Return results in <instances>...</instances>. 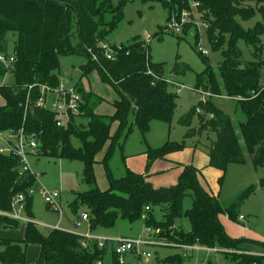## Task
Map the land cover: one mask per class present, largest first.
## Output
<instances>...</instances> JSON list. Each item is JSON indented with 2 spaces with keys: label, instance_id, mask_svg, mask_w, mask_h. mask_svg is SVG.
<instances>
[{
  "label": "trees",
  "instance_id": "trees-1",
  "mask_svg": "<svg viewBox=\"0 0 264 264\" xmlns=\"http://www.w3.org/2000/svg\"><path fill=\"white\" fill-rule=\"evenodd\" d=\"M113 1L0 0V55H6V35L16 34L12 52L14 62L9 67L0 63V78H4L7 73L14 78L13 85H0V97L4 101V105L0 106V130L21 126L29 86L45 84L56 87L59 84L57 73L60 57H84L86 63L80 66L82 78H87L91 72L96 71L102 83L114 88L118 99L112 103L113 115L95 113V106L91 103L93 94L84 92L77 83L74 86L83 102L80 109L87 122L77 124L76 119H72L67 126L57 128L52 114L34 107L33 101L38 92V88H34L29 93L31 103L26 111L25 126L28 131L39 134L42 155L82 164L83 182L90 189L77 195L74 208H86L90 230L111 229L117 219L130 224L142 221L146 214L145 208H158L161 220H156L150 214L142 221L146 228L160 232L156 235L158 240L163 238L183 245L219 247L232 251L225 255H229L234 264H264V257L233 254L242 245L264 248V243L230 237L219 219V215L223 213L230 221L236 222V209L247 199L252 188H248L233 204L223 209L217 196L201 185L198 179L201 172L192 165L183 166L174 186L155 189L148 181L149 169L153 164L183 151L184 142H167L159 148H149L145 152L143 174L127 169L125 177L117 180L109 178L107 190L100 191L95 187L96 157L108 140H111V145L104 155V161L110 154L112 140L116 137L110 135L114 122H119L122 127L127 113L132 110L133 123L144 135L151 121L170 123L176 108V96L165 83L164 65L151 62L148 46L143 40L134 39L126 47L112 46L117 52L113 60L103 57L99 45L105 44L106 36L121 21L123 5L127 0L120 1L116 6ZM142 1L159 2L168 11V19L174 10L179 13L188 4V0ZM193 2L197 4L199 13L203 14L199 20L206 26L208 45L213 51L219 50L222 57L218 64V83L211 66L198 53L205 63V69L196 75L195 90L205 84L203 89L210 98L220 95L222 90L225 97L236 99L237 107L246 117V122L239 125L245 150L253 167L264 166V62L256 58L257 61L243 63L237 46L239 41H243L246 47L254 46L259 42V37L264 35V27L259 23L245 31L238 22L248 21L253 17V13L244 8L245 3H255L258 6L264 5V0ZM260 14L264 21L261 11ZM105 16L110 17L109 22L105 20ZM184 28L187 29V26ZM74 34L77 37L76 44H72ZM89 49L97 56V62H92L87 52ZM148 70L156 78L148 75ZM97 99L99 102L101 98ZM197 109L200 113L199 131L216 134V140L208 150L207 166L222 173L218 179L220 186L228 164H244L245 159L230 118L217 109L210 99L202 101ZM193 113L192 111L183 117L179 124L188 127ZM188 135L190 131L187 132L186 136ZM72 139L79 145L74 146ZM33 185L32 176L18 175L16 158L0 154V211L9 212L12 196L25 193ZM187 193L192 198V205L183 211L182 200ZM25 215L32 218V198H26ZM181 217L189 221L190 230L187 233L179 228L171 229ZM18 223L0 216V227L4 229H16ZM81 240L78 234L55 229L42 234L36 225L27 223L23 240H0V264H25L26 248L31 244L38 245L40 249L35 264H96L98 261L103 264L105 256H109L117 264L115 256L108 253V241L103 249H99L96 243L83 249Z\"/></svg>",
  "mask_w": 264,
  "mask_h": 264
},
{
  "label": "rangeland",
  "instance_id": "rangeland-1",
  "mask_svg": "<svg viewBox=\"0 0 264 264\" xmlns=\"http://www.w3.org/2000/svg\"><path fill=\"white\" fill-rule=\"evenodd\" d=\"M122 0H114L116 6ZM261 6L263 9H261ZM244 8L253 13V17L248 21H239L241 27L248 31L256 23L264 27L262 15H264V5L255 3H245ZM199 8L193 0H188V4L177 13L172 15L180 20L185 18L187 29L179 34L166 31L168 20V11L162 7L159 2L127 0L123 5L122 19L116 28L110 32L105 39V44L113 47H126L134 39L144 40L150 37L148 44L149 56L152 63L164 65V78L175 84L182 86L179 93H175L174 86L168 85L170 91L175 94V110L170 123L161 121H151L147 132L143 135L134 125L133 112L130 110L125 123L121 127L119 122H114L111 126L110 135L116 136L113 139L110 154L104 161V155L108 151L111 140H108L101 152L96 157L94 165V174L98 190L108 189L109 178L121 179L125 177L126 170L129 169L136 173H144L146 164L145 152L149 148L156 149L167 142H184L185 149L179 153L169 155L165 161L156 162L149 169L151 184L153 188H168L177 183L178 176L183 166L192 165L200 170L198 177L201 185L209 192L217 196L221 208L226 209L233 204L239 196L248 188H252L247 199L236 209V215L242 216V221L232 222L223 213L219 219L223 224L225 232L235 239H249L264 243V166L253 167L249 154L246 152L242 137L239 131V125L246 122V117L237 107L236 99L225 97L222 90L220 95L210 98L208 92L203 87L195 90L196 75L201 74L205 69V63L202 62L198 54L201 48L206 54L201 55L211 66L212 73L220 83L218 64L221 62V52L213 51L208 45L206 27L199 19L203 14L199 13ZM264 17V16H263ZM106 21H110L109 16H105ZM260 27V26H259ZM258 27V28H259ZM16 40V34L8 33L6 35V51L4 54L10 55L13 52V44ZM77 37L74 34L72 44H76ZM113 46V47H112ZM241 51V61L260 60L264 62V35L259 37V42L254 46L246 47L243 41L237 43ZM253 53V54H252ZM86 60L82 56L68 55L59 59L58 79L59 83L69 87L77 83L84 92L93 94L91 103H93L94 112L99 115L111 116L114 113L112 103L118 99L114 88L106 83H102L96 71L91 72L87 78H82L80 66L85 64ZM186 68H189L188 70ZM186 69V70H185ZM264 73V68L262 70ZM14 78L7 73L4 78H0V85H13ZM97 97L100 99L98 102ZM213 105L227 115L235 133L238 137L239 145L242 149V155L245 159L244 164L229 163L223 174L222 184L219 186L218 179L222 173L213 170L207 166L208 150L216 140V134L211 131H199L200 118L197 111L202 101L208 100ZM4 105L0 97V106ZM190 125L185 127L179 124V121L191 112ZM207 116L204 117L206 119ZM86 117L76 118V123L86 124ZM190 131V135L187 132ZM72 144L78 146L79 143L72 139ZM145 155V156H143ZM31 171L39 175L38 182L46 189H60L61 197L59 199L62 209V217L48 209L41 197L35 194L32 198V218L35 222L48 223L50 225L58 224L60 231L73 234H84L90 232L94 235H100L106 239L116 237L129 238H148L153 239L154 235L146 231L142 221L151 214L156 220H161V211L158 208L145 209L142 221L132 224L125 220L117 219L115 225L107 230H90L88 222L80 223L81 214H87L84 207L74 208V203L78 194H84L90 189L83 182L82 164L75 161H67L53 157H47L42 154L31 157L29 160ZM192 205V198L189 193L182 200L183 211L188 210ZM88 215V214H87ZM59 222V223H58ZM79 222V223H77ZM27 223L20 221L16 229H4L0 227V240L13 239L23 240L25 238ZM42 234H46L49 229L37 226ZM179 228L184 233L189 232L190 224L187 218L181 217L171 229ZM157 231V230H155ZM158 232H155V240L161 242V246H149L147 251L151 254V259L147 262L136 260L134 256L127 255L124 258V264H234L229 255L223 253H207L204 251L192 252L190 256L180 246L178 242L172 240H158ZM160 239V238H159ZM240 249L234 251L235 255H254L260 257L264 255V248H256L251 245H242ZM217 251H221L216 247ZM2 248L0 247V251ZM224 250V249H222ZM40 249L38 245L31 244L26 248L25 264H35L39 258ZM167 258L172 259V261ZM103 264H114L109 256L103 258Z\"/></svg>",
  "mask_w": 264,
  "mask_h": 264
},
{
  "label": "built area",
  "instance_id": "built-area-1",
  "mask_svg": "<svg viewBox=\"0 0 264 264\" xmlns=\"http://www.w3.org/2000/svg\"><path fill=\"white\" fill-rule=\"evenodd\" d=\"M197 6V4H195ZM186 24L185 18L180 20L176 19L172 14L167 20L166 23V31H171L172 33L179 34L183 32L184 26ZM206 27V26H205ZM150 37H146L143 41L145 44H149ZM100 51L103 53V57L106 60H113L117 55L116 50H113L107 44L99 45ZM200 53L206 54L201 48L199 49ZM88 54L91 57L92 62H97V56L93 54L91 49H89ZM14 62L13 54L10 55H0V63L6 67H9ZM148 75L156 78L153 73L148 70ZM166 84L170 86H174L175 93L180 92V88L182 86L175 84L170 80H165ZM34 88H38V92L33 101V105L36 109L46 111L54 116V122L57 128H63L70 124L72 119H76L81 117L83 111H81V106L83 102L77 89L75 86H65L59 83L56 87H51L48 85H31L27 88V97L23 110V119L21 126L19 128H11L0 130V154L5 156H11L18 160V175H30L34 178V185L26 190L25 193H19L12 196L10 200V211L3 212L0 211V216L7 217L11 220L26 223H32L36 226H40L35 222L31 221L25 215V201L26 198H33L35 194H38L43 200L45 206L56 213L59 217V221L62 217V209L60 204V189L49 190L44 188L39 182L38 178L40 177L37 174H34L31 171V166L29 160L31 157H36L41 154V145H40V136L38 133L33 131H28L25 126V118L26 111L28 109L30 100V91ZM209 96V94H208ZM146 210L148 208H145ZM80 223L87 222L88 216L87 214H81L79 217ZM238 221H242L243 217L238 216ZM77 222V223H79ZM59 223V222H58ZM45 227V226H43ZM174 227V226H173ZM50 230H59L58 224L55 227H45ZM147 232H151V234L155 235V232L149 228H146ZM82 240L80 245L83 249H87L91 244L96 243L99 249H103L105 242L108 241V253L115 256V260L117 264H124V258L127 255H132L136 260H142L143 262H147L151 259V254L147 251L149 246H161L163 245L161 242L153 239H144L141 237L136 238H127V237H116L112 239H106L102 236L94 235L92 233H86L80 235ZM182 247L186 252L190 251H204L207 253H216L220 252L223 254H230L232 251L222 250L217 251L216 248H206L200 246H190V245H182ZM260 257H264L261 255ZM96 264H102L101 261H98Z\"/></svg>",
  "mask_w": 264,
  "mask_h": 264
},
{
  "label": "crops",
  "instance_id": "crops-1",
  "mask_svg": "<svg viewBox=\"0 0 264 264\" xmlns=\"http://www.w3.org/2000/svg\"><path fill=\"white\" fill-rule=\"evenodd\" d=\"M73 86H74V85H73ZM143 156H145V155H143ZM150 180H151V177H150V174H149V179H148V181L151 182ZM60 197H61V195H60ZM32 215H33V213H32ZM33 216H34V215H33ZM31 221L35 222L33 218H31ZM35 223L38 224L37 222H35ZM38 225H40L39 227H43V226L46 227V226H47V227H51V228H52V227H55L57 224H56V225H50V224H48V223H39ZM45 227H44V228H45ZM47 229H48V228H47ZM86 233H90V232H85L84 234H86ZM81 235H82V234H81ZM98 236H100V235H98ZM127 238H129V237H127ZM193 246H197V245H193ZM192 252H197V251L193 250V251L187 252V255L190 256ZM216 253H220V252H216Z\"/></svg>",
  "mask_w": 264,
  "mask_h": 264
}]
</instances>
